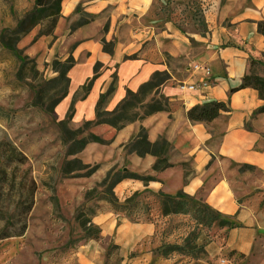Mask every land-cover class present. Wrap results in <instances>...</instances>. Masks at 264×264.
<instances>
[{"label": "crops", "instance_id": "0c3cea01", "mask_svg": "<svg viewBox=\"0 0 264 264\" xmlns=\"http://www.w3.org/2000/svg\"><path fill=\"white\" fill-rule=\"evenodd\" d=\"M261 21L264 0H63L47 50L75 61L54 110L59 120L80 128L96 120L103 95V109L113 111L156 72L169 75L133 113L143 116L160 99L165 110L120 129L92 125L105 143H88L79 159L153 179L114 187L124 208L93 215L101 236L82 244L72 264H264V99L241 87L249 73L264 76ZM206 79L205 89L182 87ZM209 102L230 111L211 122L189 118ZM141 129L152 143L169 142L167 168L155 169L158 156L125 149ZM179 193L182 210L165 213L162 195Z\"/></svg>", "mask_w": 264, "mask_h": 264}, {"label": "rangeland", "instance_id": "374dc122", "mask_svg": "<svg viewBox=\"0 0 264 264\" xmlns=\"http://www.w3.org/2000/svg\"><path fill=\"white\" fill-rule=\"evenodd\" d=\"M34 7L35 0H0V160L8 159L11 143L31 163L0 161V264H72L79 247L91 240L85 229L93 226V215L108 205L124 208L110 202L117 198L122 205L115 189V198L109 191L121 170H107L104 162L71 164L79 158L69 154L74 139L88 136L92 125L76 128L70 117L59 120L53 110L67 87L48 57L53 33L41 35L50 22L16 33ZM64 126L78 131L74 138ZM30 177L36 189L25 215Z\"/></svg>", "mask_w": 264, "mask_h": 264}, {"label": "trees", "instance_id": "16d2710c", "mask_svg": "<svg viewBox=\"0 0 264 264\" xmlns=\"http://www.w3.org/2000/svg\"><path fill=\"white\" fill-rule=\"evenodd\" d=\"M63 0H35V7L33 10L28 12L23 19L18 24V28L16 33L19 35H24L34 29L36 26L42 24L44 21L50 22V27L47 31L41 33V35H51L54 32L58 19L61 16V7ZM259 31L264 35V21L259 22ZM104 48L106 51L111 52L112 47L111 44L104 41ZM74 58L69 57L65 60L55 59L54 67L55 71L59 72L58 80L66 83V91L62 97H60L53 105V110H55L56 105L67 95L69 90L70 79L68 77V73L70 69L74 65ZM169 79V75L166 72H156L154 74L153 79L150 82L145 83L138 93L129 92L127 97L123 100V102L119 105V107L113 111H107L103 109V101L105 96L101 97L97 108V118L95 121L86 122L87 126L94 124H109L117 129L122 128L126 124L137 120L138 118H143L146 115L153 114L155 112L163 111L167 108V104L163 99L156 100L152 104H150L144 115L139 117L138 114L133 113V110L140 106L141 103L147 98V96L153 92H158L161 86L167 82ZM243 87H253L259 91V95L264 99V76L256 74L254 72L245 75ZM230 111L229 106L225 102H209L201 106H195L191 108L188 112V116L192 121H204L211 122L217 117H219L223 112ZM264 112V106L259 109V113ZM65 124V123H64ZM66 133L72 138L78 132L77 130L71 131L64 126ZM90 142H98L102 143L103 140L97 135L89 134L88 136H83L79 139H74L73 145L69 154H77L81 152L88 143ZM10 146V155L7 157L2 155L1 163L2 165H31L27 156L19 151L13 144L8 143ZM129 150L131 152H135L139 156H145L147 154H152L158 156V161L155 164V169L160 170L163 168H167L169 166L168 160L164 157L167 152L170 150V144L167 140L161 139L155 143H152L148 139V135L145 129H141L139 133L130 141L128 144ZM77 165H85L81 159L76 158L71 164ZM31 172V169H30ZM132 178V179H142L144 181L152 180V177H143L135 173L118 171L114 182L112 183L109 191L113 198L115 195L113 193L114 187L124 179ZM30 188H31V197L28 200V207L24 210V214L30 212L34 203V193L36 189V182L34 178L30 177ZM164 198V212L169 213L172 211H180L185 205V200H177V198H185L186 196L183 193H179L176 197L169 195H162ZM111 203L116 202L117 206L120 205L117 198L111 199ZM115 204V203H114ZM213 215L211 214L210 217ZM227 221H221V224H226ZM91 222V226H92ZM86 228L87 223H84ZM86 232H89L88 238L90 239H99L101 236V231L98 226L93 224L92 227L86 228Z\"/></svg>", "mask_w": 264, "mask_h": 264}, {"label": "built area", "instance_id": "2783aa9c", "mask_svg": "<svg viewBox=\"0 0 264 264\" xmlns=\"http://www.w3.org/2000/svg\"><path fill=\"white\" fill-rule=\"evenodd\" d=\"M193 69L195 71L203 70L207 77L211 76V69L209 67H207L206 65H204V64L194 63L193 64ZM209 85H210V81H209V79H206V80H204V81H202L200 83H195V84H185V83H183L182 87L190 89V90H197V89H205ZM223 262H225V261H223Z\"/></svg>", "mask_w": 264, "mask_h": 264}]
</instances>
